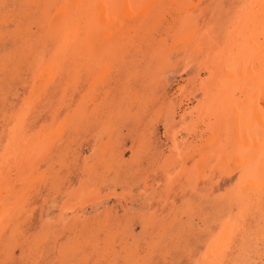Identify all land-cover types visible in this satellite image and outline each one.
Wrapping results in <instances>:
<instances>
[{
	"label": "rangeland",
	"instance_id": "374dc122",
	"mask_svg": "<svg viewBox=\"0 0 264 264\" xmlns=\"http://www.w3.org/2000/svg\"><path fill=\"white\" fill-rule=\"evenodd\" d=\"M78 1L0 0V174L16 192L0 211V264H264L251 155L220 164L228 137L243 149L225 119L240 78H264L257 43L234 48L258 7L159 0L107 56L87 47L105 9ZM73 32L83 49L57 51ZM226 63L236 79L216 77Z\"/></svg>",
	"mask_w": 264,
	"mask_h": 264
},
{
	"label": "bare ground",
	"instance_id": "6f19581e",
	"mask_svg": "<svg viewBox=\"0 0 264 264\" xmlns=\"http://www.w3.org/2000/svg\"><path fill=\"white\" fill-rule=\"evenodd\" d=\"M26 3V0H23ZM81 1V0H80ZM75 2V7H77L78 5L83 6V4H81V2ZM84 1V0H83ZM87 1V0H85ZM84 1V2H85ZM159 0H88L86 4L87 8L86 9L84 7V11H88L90 9H93L95 7L101 8V9H105V10H101L102 12H100V18L99 21L97 22V28H96V32H95V36L93 38V40H96L95 45L93 43H87L88 44V48L92 47V50L98 53V51H102L101 53L106 54L108 56V54L110 53H115V51L118 50L119 47L121 48L122 43H119L118 39L121 38V34L122 31L124 29L126 20H129V18H132V14H139L137 13L139 9H141V11H143L144 9H146L144 12H148V10L151 9V13H153L154 5H156V2L158 3ZM70 3V1H68ZM249 2V1H248ZM23 3V4H25ZM252 6H257L258 10H256L255 12H252L254 14H256L255 19L258 20V22L260 23L259 25H253L252 23H249L248 21H244L242 20L243 24H247L244 28L247 29L245 30L244 28H241L242 30H240V34H239V38L237 40L236 45L234 46V48H239L240 46H243L244 44H250V43H254L256 42L257 44H255L253 46L252 49H255V51H253V54L256 56L257 60L260 61L258 62L262 67V71L264 72V0H252ZM34 5V4H33ZM32 5V6H33ZM66 5V4H65ZM70 6V5H69ZM85 6V5H84ZM72 7V6H70ZM74 7V6H73ZM110 7V8H109ZM256 7V8H257ZM32 9V8H31ZM65 9V8H64ZM76 9V8H75ZM250 9V8H249ZM255 9V8H254ZM66 10V9H65ZM44 11V10H43ZM94 11V10H93ZM92 11V12H93ZM84 12V13H85ZM96 12H98L96 10ZM63 13V12H62ZM66 13V12H65ZM83 13V14H84ZM94 13V12H93ZM150 13V14H151ZM88 14V13H85ZM84 14V15H85ZM96 14V13H95ZM143 14V13H142ZM251 14V13H250ZM258 14V15H257ZM67 15V14H66ZM93 15V14H92ZM135 15V16H137ZM145 15V14H143ZM154 15V14H151ZM248 15V14H247ZM252 15V14H251ZM27 16V15H26ZM59 16V15H58ZM65 16V15H64ZM90 16V15H89ZM131 16V17H130ZM134 16V17H135ZM139 16V15H138ZM137 16V17H138ZM141 16V15H140ZM148 16V13H147ZM61 17V16H60ZM73 17V16H72ZM85 17V16H84ZM136 17V18H137ZM254 16H252L251 18H249V20L253 21ZM65 18V17H64ZM62 18V19H64ZM82 18V17H81ZM95 18H97L95 16ZM61 19V20H62ZM70 19V18H69ZM83 19V18H82ZM254 19V20H255ZM92 20V19H91ZM134 20V19H133ZM143 20V21H142ZM144 20L146 19H142V17H140V20H136L134 21V24H136L138 22V24H141V22H144ZM256 20V21H257ZM60 21V20H59ZM71 21V20H70ZM85 21V20H83ZM130 21V20H129ZM244 21V22H243ZM250 21V22H251ZM80 22V21H78ZM132 22V21H131ZM52 23V22H51ZM54 23V22H53ZM112 23V25L110 26V24ZM123 24V27H122ZM133 25V23H130ZM81 25V24H80ZM252 25V26H251ZM129 26V25H128ZM131 26V25H130ZM251 26V27H250ZM57 26L54 25L53 27V31L58 35L57 33ZM92 27V26H91ZM255 27V29H254ZM93 28V27H92ZM132 29V26L130 27ZM136 28V27H135ZM138 28V27H137ZM140 29V28H139ZM51 30V29H50ZM78 32L80 29H77ZM136 31H139L138 29H135ZM46 31V30H45ZM71 31V30H70ZM130 31V29H129ZM242 31V32H241ZM72 32V31H71ZM131 32V31H130ZM60 33V32H59ZM65 33V32H63ZM76 32L73 33H67V36H59V39L57 40L59 43V46H56L57 51H69L72 52L74 50H77L78 47H81V43H79L77 41V38L75 36ZM85 34L88 33V30L84 31ZM139 33V32H138ZM250 33V36H249ZM128 34L130 35V33L128 32ZM143 34V33H142ZM236 34V33H235ZM243 34V35H242ZM252 34V35H251ZM88 35V34H87ZM123 35H125V33H123ZM132 35V34H131ZM138 35V34H137ZM141 35V34H140ZM229 35V34H228ZM91 36V34L89 35ZM146 36V35H143ZM257 36V37H254ZM56 37V36H55ZM63 37V40L62 38ZM78 37V36H77ZM82 37V36H81ZM85 37V36H84ZM83 37V38H84ZM88 37V36H87ZM92 37V36H91ZM134 37V35L132 36ZM137 37V36H136ZM140 37V36H139ZM58 38V36L56 37ZM83 38H81V42L83 41ZM124 38V37H123ZM122 39L125 40V39ZM126 38V37H125ZM143 38V37H142ZM80 39V38H79ZM86 39V38H84ZM128 39V38H126ZM137 39V38H136ZM141 39V38H140ZM44 40L46 41V39L44 38ZM60 40V41H59ZM62 40V41H61ZM92 40V38H91ZM134 40V39H133ZM132 40V42H133ZM56 41V42H57ZM29 42V41H28ZM87 42V41H86ZM45 43V42H44ZM140 43V42H137ZM136 43V44H137ZM28 44V43H27ZM133 44V43H131ZM142 45V44H141ZM244 45V46H245ZM253 45V44H252ZM45 46V45H44ZM85 46V45H84ZM133 46V45H132ZM135 47V46H134ZM142 47V46H141ZM124 48V47H123ZM242 48V47H241ZM83 49L82 47L79 49L81 50ZM87 49V48H86ZM85 49V50H86ZM139 49V47H138ZM84 50V51H85ZM136 50V49H135ZM242 50V49H241ZM83 51V50H82ZM81 51V52H82ZM123 51V50H122ZM54 52V51H53ZM75 52V51H74ZM80 52V51H79ZM252 52V51H251ZM75 54V53H72ZM79 54V53H78ZM87 54V53H86ZM82 55V54H81ZM78 56V55H76ZM76 56H74L76 58ZM85 56V55H84ZM115 56V55H113ZM117 56V55H116ZM210 56V55H209ZM99 57V56H98ZM104 57V56H103ZM105 58V57H104ZM106 59V58H105ZM80 61V60H79ZM107 61V60H106ZM44 62V61H43ZM255 62H253L254 65ZM256 65V63H255ZM235 66V65H234ZM230 67V63H226V65H223L222 68H220L219 70L216 69V67H213L212 70L215 72V74H217V78H229L230 76H234L235 77V73L236 70L235 69H231ZM242 67V66H240ZM247 67V66H246ZM67 68V67H66ZM107 68V67H106ZM211 68V66H210ZM247 70V69H246ZM219 71H222L221 73ZM94 72V71H93ZM252 72V71H251ZM250 73V71H249ZM254 73V72H253ZM252 74V73H251ZM214 75V74H213ZM247 75V74H246ZM250 74H248L249 76ZM255 75V73H254ZM257 75V74H256ZM243 74V77L240 78V84H243V86L245 85L247 88L245 90H242L243 93L242 95H240V107L238 108H233L235 105L233 103L232 104V109H228V113L231 114L230 117H226L225 115V119L228 120L229 122V128H230V133L233 134V137H235L236 133H240L242 135H240V137L243 139V144L240 143V146L243 147V149H241V147L238 150V146H233L234 144H236V142H233V140L231 139V137H228V143H227V148H229L231 151H228V154L226 155V157H224L223 155H221V160H220V164L224 165L226 160L228 159V162L230 164L231 161H233V165L237 166L236 161V155L239 152L242 153V155L244 154L243 152L245 151L246 153H249L251 156L249 157L251 160V164L249 165V167L251 168L252 173H254V176H256L255 178L257 179L256 184H259V188H261V190L259 191L260 193H264V100L262 101L261 99L259 100L258 97L260 95L264 96V78H256V79H251L250 76L248 77ZM253 76V75H251ZM239 77V76H238ZM262 77H264V75H262ZM254 78V77H253ZM236 79V77H235ZM234 79V80H235ZM222 80V79H221ZM225 80V79H224ZM223 80V81H224ZM41 81V80H40ZM43 81V80H42ZM226 81V80H225ZM22 82V81H21ZM227 82V81H226ZM235 82V81H234ZM238 82V81H237ZM225 83V82H224ZM233 83V82H232ZM227 85V83L225 84ZM235 85V83H234ZM36 86V85H35ZM232 86V85H231ZM42 88V87H41ZM224 89V88H222ZM36 90V89H35ZM237 90V89H236ZM211 91V89H210ZM219 91V90H218ZM254 95V96H253ZM217 98V97H216ZM231 97H229L230 99ZM252 98V99H250ZM37 99V98H36ZM257 99V100H256ZM239 102V101H238ZM29 103V102H28ZM62 104V103H61ZM226 104L227 101H226ZM228 107H231L230 105ZM222 105V104H221ZM224 105V104H223ZM239 106V105H238ZM223 107V106H222ZM221 107V108H222ZM227 107V106H226ZM28 111V110H27ZM208 116V115H206ZM14 119V118H13ZM212 125V124H211ZM50 127V126H49ZM210 128V127H209ZM251 134H254V138L253 140L256 142V146L257 149H255L254 152H252V147L249 146L248 140L247 138L250 137ZM237 137V136H236ZM47 138V137H46ZM239 140V139H238ZM210 141V140H209ZM48 142V141H47ZM234 143V144H233ZM49 144V143H48ZM232 144V145H231ZM47 145V144H46ZM205 145V144H204ZM255 147V146H254ZM208 147H206L207 149ZM260 148V149H258ZM212 150V147L210 148ZM244 150V151H241ZM254 153V154H253ZM245 155V154H244ZM247 155V154H246ZM248 158V160H249ZM250 163V162H249ZM259 164V167L257 166V171H253V168H255V166ZM6 165V164H5ZM246 168V166H245ZM6 169V168H5ZM234 169H236L234 167ZM248 169V168H247ZM5 172V170L2 171V173L0 174V211L5 210V206H8L11 204V202H13V197L14 194V184L10 185L8 188L9 190H4L2 188L6 187L9 183L11 184L10 180L8 181L7 178H5V174H3ZM3 174V175H2ZM1 175L4 176V179H1ZM252 176V177H254ZM249 177V176H248ZM260 177V178H258ZM13 178V177H12ZM16 178V177H15ZM6 179V180H5ZM13 180V179H12ZM245 180V179H244ZM253 180V178L249 179L248 181H243L245 184H248L249 181ZM254 183V182H252ZM250 184V183H249ZM241 186V185H240ZM243 186V185H242ZM245 186V185H244ZM251 186V185H250ZM246 187V186H245ZM11 189V190H10ZM241 191L243 192V188L241 189ZM12 192V194H10ZM247 195L252 196L254 193L252 192L251 189H247ZM245 191L243 192L244 194L246 193ZM258 192V193H259ZM18 193V192H17ZM253 193V194H252ZM257 193V192H256ZM16 194V192H15ZM18 195V194H17ZM246 195V194H245ZM16 196V195H15ZM18 197V196H17ZM261 197V196H260ZM263 197V196H262ZM257 199V198H255ZM246 201V199H245ZM258 202V201H257ZM263 205V204H262ZM252 206V204H251ZM9 207V206H8ZM263 208V207H262ZM258 209V208H257ZM264 212V209H263ZM4 213V212H3ZM263 214V213H262ZM9 216V215H8ZM4 218V216H2ZM1 217V218H2ZM7 217V216H5ZM0 218V220H1ZM248 219V218H247ZM4 221V220H3ZM2 221V222H3ZM3 226V225H2ZM230 230V229H229ZM225 233V232H224ZM228 235V234H227ZM224 240V236L222 237ZM219 239V237L217 238L218 240H222ZM217 240V241H218ZM222 242L223 241H218L217 245L215 246V254H219L220 253V247L222 248ZM231 245V244H230ZM236 250V249H235ZM219 252V253H218ZM222 252V251H221ZM239 253V252H238ZM212 255V254H211ZM220 255V254H219ZM250 255V254H249ZM215 258V257H214ZM214 260V259H213ZM238 260V259H237ZM237 263V262H236ZM244 263V262H243ZM223 264V263H222Z\"/></svg>",
	"mask_w": 264,
	"mask_h": 264
}]
</instances>
